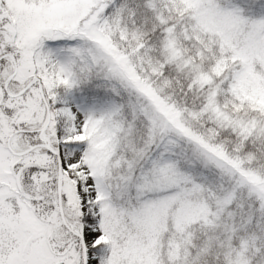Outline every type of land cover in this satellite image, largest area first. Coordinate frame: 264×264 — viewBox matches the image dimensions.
Listing matches in <instances>:
<instances>
[{
    "label": "snow or ice",
    "instance_id": "obj_1",
    "mask_svg": "<svg viewBox=\"0 0 264 264\" xmlns=\"http://www.w3.org/2000/svg\"><path fill=\"white\" fill-rule=\"evenodd\" d=\"M0 264H264V0H0Z\"/></svg>",
    "mask_w": 264,
    "mask_h": 264
}]
</instances>
